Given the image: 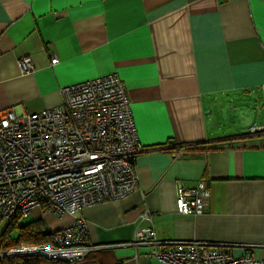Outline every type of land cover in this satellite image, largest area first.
Segmentation results:
<instances>
[{"label":"crops","instance_id":"crops-1","mask_svg":"<svg viewBox=\"0 0 264 264\" xmlns=\"http://www.w3.org/2000/svg\"><path fill=\"white\" fill-rule=\"evenodd\" d=\"M112 72L136 126L138 187L58 215L60 228L84 220L103 264H161L125 245L148 225L264 260V133L248 132L264 125V0H0V110L53 107L61 87ZM200 180L207 208L179 213L176 186Z\"/></svg>","mask_w":264,"mask_h":264},{"label":"built area","instance_id":"built-area-1","mask_svg":"<svg viewBox=\"0 0 264 264\" xmlns=\"http://www.w3.org/2000/svg\"><path fill=\"white\" fill-rule=\"evenodd\" d=\"M57 57L51 58L55 63ZM21 73L33 70L31 58L18 60ZM62 101L19 115L0 110V221L27 218L35 206L57 215L75 214L84 206L121 198L138 187L134 164L139 143L130 102L120 76L107 73L60 88ZM250 134L264 133L252 124ZM205 181L175 189L181 214H199L208 206ZM86 223L76 218L51 232L49 241L25 242L5 255H40L81 261L96 249ZM125 245L146 247L144 255L161 264H264L247 251L235 255L230 245L196 240H161L151 225L136 229Z\"/></svg>","mask_w":264,"mask_h":264},{"label":"trees","instance_id":"trees-1","mask_svg":"<svg viewBox=\"0 0 264 264\" xmlns=\"http://www.w3.org/2000/svg\"><path fill=\"white\" fill-rule=\"evenodd\" d=\"M19 219L21 216L14 215L5 222L0 232V264H103L99 258H96L95 251L89 252L81 261L71 262L47 259L40 255H5L4 252L13 245L25 242H46L50 239L51 232L45 231L42 222L22 223Z\"/></svg>","mask_w":264,"mask_h":264},{"label":"rangeland","instance_id":"rangeland-1","mask_svg":"<svg viewBox=\"0 0 264 264\" xmlns=\"http://www.w3.org/2000/svg\"><path fill=\"white\" fill-rule=\"evenodd\" d=\"M228 108L229 107L227 106L224 109V111L227 112ZM28 219H34V220L35 219H41L43 221V223L45 224V226L47 228L46 230L48 232H54L55 230H58L63 225V219L62 218H60L58 215H55V213L51 212L50 210L45 209L41 205H39L37 207L35 206V208L33 210H31ZM19 222H23V218L19 219ZM3 223H4V221L0 222V232L4 228ZM18 245H20V244L13 245L11 247L18 246ZM11 247H9V248H11ZM155 261H157V260H155Z\"/></svg>","mask_w":264,"mask_h":264}]
</instances>
